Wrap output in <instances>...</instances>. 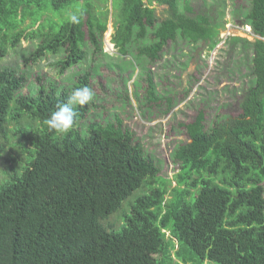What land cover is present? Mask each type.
Returning a JSON list of instances; mask_svg holds the SVG:
<instances>
[{
    "label": "trees",
    "instance_id": "16d2710c",
    "mask_svg": "<svg viewBox=\"0 0 264 264\" xmlns=\"http://www.w3.org/2000/svg\"><path fill=\"white\" fill-rule=\"evenodd\" d=\"M108 2L0 0V60L26 42L34 49L25 67L52 56L59 77L79 68L72 84L37 78L26 95L23 73L0 70V158L10 146L26 156L21 167L11 157L14 166L0 182V264H264V0L238 9L254 42L231 39L251 59L253 83L239 114L217 116L207 127L200 111L183 125L189 141L172 154L178 172L171 180L120 116L79 129L93 101L74 106L66 134L44 124L74 88H91L100 70L95 62L109 56ZM146 2L112 0L111 44L121 57L146 66L160 61L170 43H220L224 10L213 17L194 15L189 0ZM153 4L167 6L170 17L159 19ZM70 13L80 16L78 24L68 21ZM139 75L143 104L160 106L150 71L141 66ZM126 83L123 102L130 99ZM136 194L123 226L106 225Z\"/></svg>",
    "mask_w": 264,
    "mask_h": 264
},
{
    "label": "rangeland",
    "instance_id": "374dc122",
    "mask_svg": "<svg viewBox=\"0 0 264 264\" xmlns=\"http://www.w3.org/2000/svg\"><path fill=\"white\" fill-rule=\"evenodd\" d=\"M189 1L194 15L215 17L224 10V18L219 21L223 28L219 30L218 46L209 49L205 44L170 43L160 61L145 66L131 57H121L111 44L114 34L113 16L116 11L112 7V0H109L108 33L103 40V52L109 56H102L95 62L98 63L96 66L100 67L91 81V89L95 93L92 100L95 107L79 126L80 130L85 131V127L91 123H114L115 117L120 116L124 127L134 133L135 140L157 162L161 169L160 175L169 180L178 172V167L172 160L174 150L189 141L182 126L193 123L200 111L204 113L207 127L218 121L217 116L236 117L244 91L253 83L250 57L243 56L240 49H233L231 42L232 38L254 42L245 32L249 27L243 26L242 18L238 14V9L249 8V0ZM144 2L147 3L146 0ZM101 6L105 8L106 4ZM151 8L155 9L156 16L161 20L170 17L167 6L153 4ZM33 49L32 44L22 42L17 49L10 51L6 58L0 60V70L11 67L26 77L23 95L35 91L37 78H43L46 83L54 80L66 85L72 84L75 71L79 68L59 77L55 68L58 58L48 56L34 65L25 67L24 59ZM84 65H89V59ZM141 66L147 68L154 78L156 91L163 99L160 106L143 104L144 90L141 84L142 76L139 75ZM124 80L127 81L129 102H123ZM137 80L139 87L136 86ZM168 100H171L169 106L172 105L173 108L166 112ZM11 157L20 167L25 163L26 156L22 155L18 148L8 147L6 154L0 158V182L4 180L3 174L8 173L9 168L14 166ZM136 196L137 194L126 200L123 209L114 214L106 225L111 224L116 229L122 227L124 214L130 212Z\"/></svg>",
    "mask_w": 264,
    "mask_h": 264
},
{
    "label": "clouds",
    "instance_id": "9594fccd",
    "mask_svg": "<svg viewBox=\"0 0 264 264\" xmlns=\"http://www.w3.org/2000/svg\"><path fill=\"white\" fill-rule=\"evenodd\" d=\"M72 24L80 22V16L70 13L67 17ZM95 93L88 86L74 88L64 103H58L53 111L44 120V124L50 132L58 135L68 133L75 123L77 112L74 106H83L94 99Z\"/></svg>",
    "mask_w": 264,
    "mask_h": 264
},
{
    "label": "built area",
    "instance_id": "2783aa9c",
    "mask_svg": "<svg viewBox=\"0 0 264 264\" xmlns=\"http://www.w3.org/2000/svg\"><path fill=\"white\" fill-rule=\"evenodd\" d=\"M245 32H246V34H249L252 37L253 41L255 40V37L252 35L251 28H246V31Z\"/></svg>",
    "mask_w": 264,
    "mask_h": 264
},
{
    "label": "bare ground",
    "instance_id": "6f19581e",
    "mask_svg": "<svg viewBox=\"0 0 264 264\" xmlns=\"http://www.w3.org/2000/svg\"><path fill=\"white\" fill-rule=\"evenodd\" d=\"M224 36V35H223ZM110 44V43H109Z\"/></svg>",
    "mask_w": 264,
    "mask_h": 264
}]
</instances>
